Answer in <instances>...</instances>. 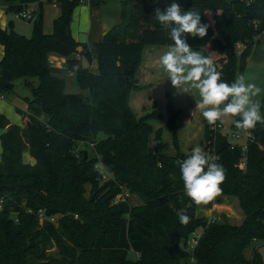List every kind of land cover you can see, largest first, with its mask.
I'll list each match as a JSON object with an SVG mask.
<instances>
[{
    "label": "trees",
    "instance_id": "16d2710c",
    "mask_svg": "<svg viewBox=\"0 0 264 264\" xmlns=\"http://www.w3.org/2000/svg\"><path fill=\"white\" fill-rule=\"evenodd\" d=\"M37 1L3 0L5 13L14 16ZM56 1L59 15L50 34L42 28L41 5L29 38L17 34L12 21L0 28V96L13 94L18 79L29 90L22 98L26 112L17 109L23 115L22 126L0 114V129H6L0 135V264H193L184 247L198 227L203 230L193 249L195 264H264L256 249L251 259L244 257L254 241H264V124L237 130L234 121L240 118L230 116L232 132L251 136L241 169L240 148L232 149L228 137L206 123L201 146L226 169L220 196L237 199L243 220L238 226L203 222L195 216L196 204L184 194L176 163L186 155L177 149L168 154V144L159 138L151 148V127L146 119L135 118L128 102L137 87L143 50L173 43L154 15L156 8L168 4L121 0V14L129 11V21L114 25L88 46L70 34L79 0ZM101 4L89 2L92 10ZM183 4L209 25L203 38L186 34L187 43L205 56L211 55L205 49L217 54L213 60L217 71L232 83L243 72L254 36L264 31V0ZM236 46L242 47L239 54ZM51 55L65 59L79 93H66V79L55 75L48 63ZM82 56L89 65L96 62L97 73L82 68ZM26 150L33 165L22 162ZM101 159L111 175L102 184L93 169ZM121 189L135 195L141 205H111ZM181 208L190 217L187 225L176 215ZM39 211L48 218L63 216L57 226L49 221L40 226ZM51 246L58 258L47 254ZM129 252L139 258L128 260Z\"/></svg>",
    "mask_w": 264,
    "mask_h": 264
},
{
    "label": "rangeland",
    "instance_id": "374dc122",
    "mask_svg": "<svg viewBox=\"0 0 264 264\" xmlns=\"http://www.w3.org/2000/svg\"><path fill=\"white\" fill-rule=\"evenodd\" d=\"M82 1L83 3H80L79 6L87 7L89 5V0ZM165 1L168 5L172 3V0ZM93 2L94 5L97 3L101 4L102 2L104 3L99 8L93 9L91 17L92 28L89 35L90 42L99 41L101 39V33L106 32L114 25H117L122 21H129V11H127L124 16L121 14V0H93ZM176 2L180 4L182 9H186L183 0H176ZM43 5L42 28L45 34H50L52 33V22L59 15V8L58 6L52 7L51 3ZM43 5H41V8ZM1 8L5 10L3 0H0V9ZM6 16L7 22L12 21L13 30L17 34L28 38L32 35L33 20L26 22L15 19L11 14H6ZM208 18L211 19V13L208 14ZM100 31L102 32L99 33ZM98 33L99 35L97 36ZM256 41H258V43H256ZM253 43L251 53L245 61L241 75L245 76L246 83H254L257 87L261 88V94L253 97V100L260 102V112L261 115L264 116V31L259 35L257 34L254 36ZM236 47L237 53L239 54L242 47ZM167 49L168 46H148L143 50L141 59L142 64H140L136 73L137 87L130 93L128 102L135 118L138 120L146 119V122L150 125L151 132L148 136V145L151 148H154L155 142L159 138L162 142L168 144V154L174 155L177 149L179 153L187 155L191 152L193 147L197 145L201 146L207 121L203 118L200 109L196 107V104H198L200 100L198 90L188 86L175 89L171 85V82L168 79V73L160 65V57L167 51ZM148 50L151 51L150 54L147 53ZM205 50L209 52V54L211 53L210 56L213 58L212 60L216 59L217 54H214L209 49ZM154 53L156 56L153 55ZM154 59L158 60L157 64L153 65L152 68H145L146 65H144V62L148 61L147 63L153 64ZM91 64L89 66L90 72L93 74L97 73L96 67H91ZM236 66H239V59H237ZM64 70L66 73L68 72L66 69ZM68 77L66 79V91L68 93H71V91L79 93L80 91L73 74H69ZM23 82V79L14 81V93L7 95L4 98V101H7L5 103L7 112H4V114L6 113V117L8 115L14 119L12 113L9 112L10 109L13 108V104L20 107L25 106L22 98L29 96V90L24 86ZM17 115L21 116L22 120V115ZM217 124H219L220 129H218ZM231 124L232 118L226 116L223 118L222 123L217 121L215 125L211 126L217 128L219 133L227 136L229 140H233L230 128ZM244 141L245 140L242 137L239 141H235V144L242 146L245 144ZM81 148L82 145L76 150V152ZM209 154L212 156L211 153ZM22 162L28 164L33 161L29 158L28 154L25 153L22 157ZM98 177L100 184L111 179L110 174L103 176L99 174ZM89 192L90 186H86V197H89ZM124 193L127 194V196H125ZM91 198L93 200L95 198L94 195H91ZM217 200L220 201L217 202ZM123 202H128L131 207L141 205L140 200L135 195H129L127 191L121 189L111 201V205H117ZM225 204H227L229 208ZM62 216L63 215L54 216V222L49 221L47 217L43 221L38 220V224L41 226L44 221H49L54 226H57L56 220ZM195 216L206 223H228L237 226L241 224L243 219V214L237 199L231 196H219L207 205L196 204ZM202 230V228L198 227L187 240L184 247L191 263L193 262V250L191 251L190 249V246H192L190 240L194 235L199 236L200 238ZM253 249L257 250L261 260L264 262V241H254L244 250V257L247 260L251 259ZM47 254L54 258L59 257L57 256L56 248L52 246L47 250ZM138 258L139 256L132 252H129L127 255L128 260L135 261Z\"/></svg>",
    "mask_w": 264,
    "mask_h": 264
},
{
    "label": "clouds",
    "instance_id": "9594fccd",
    "mask_svg": "<svg viewBox=\"0 0 264 264\" xmlns=\"http://www.w3.org/2000/svg\"><path fill=\"white\" fill-rule=\"evenodd\" d=\"M154 15L168 29L173 42L160 57V65L168 73V79L175 89L188 86L198 90L200 100L196 107L209 125H215L217 121L222 123L226 116L240 118L234 121L237 130L247 131L254 129L257 123L264 124L261 104L253 100V97L261 94V88L254 83H246L244 75L237 76L232 83L225 82L211 57L193 50L187 43L186 34L200 38L207 35L209 25L201 22L199 12L192 9L183 11L180 4L172 0L164 9L156 8ZM176 163L184 194L195 204L207 205L222 194L221 185L226 179V169L201 146L193 147ZM93 169L102 176L110 174L102 159L93 165ZM176 215L181 224L190 222L186 209H178Z\"/></svg>",
    "mask_w": 264,
    "mask_h": 264
},
{
    "label": "crops",
    "instance_id": "0c3cea01",
    "mask_svg": "<svg viewBox=\"0 0 264 264\" xmlns=\"http://www.w3.org/2000/svg\"><path fill=\"white\" fill-rule=\"evenodd\" d=\"M89 2H90V0H89ZM44 4H46V3H44ZM43 7H44V5L42 6V10H43ZM182 10L183 11H188L186 9H182ZM92 12H93V10L90 8V5H88L87 7H85V6H77V7H75L73 9V12H72V17H71V22H70V27H69L70 28V34H71L72 38L76 42L81 43V44H86L88 46L91 45L92 43L96 42V41H93V42L89 41V38H90L89 35H90L91 28H92V22H91ZM6 24H7V16H6L5 10L3 8H1L0 9V28L4 29L6 27ZM101 32L102 31H100L99 33H101ZM99 33L97 34V36L99 35ZM104 33L105 32L101 33L100 38H102ZM147 53L150 54L151 51L148 50ZM153 55L156 56L155 53ZM2 57H3V47L0 45V60L2 59ZM150 57H151V55H150ZM147 62L148 61L144 62V65H146L145 68H152L153 65L157 64L158 60L154 59V61H153L154 63L153 64H149ZM48 63L50 65V67L52 68V70L55 71L54 72L55 75L62 76L65 79H67L68 75L72 74L71 72H67V73L65 72V70H64L65 69V65H64L65 64V59L62 58V57L51 55V56L48 57ZM94 66L96 67V62L93 61L92 64H91V67H94ZM145 70H147V69H145ZM66 93H68V92L66 91ZM74 93H76V92L75 91H71V93H68V94H74ZM4 98L5 97H1L0 96V114L4 115L6 117V115H5L6 113L4 114V112H7V109H6V106H5V103L7 101H4ZM9 102H11V101H9ZM25 106L20 107V106H17V105L13 104V108H11L9 112L12 113V115L14 116V119H12L8 115L6 117V118H8V121H9L10 124L22 126L23 120H21V116L17 115V114H20V113L17 112V109H19L21 112L24 113V112H26V107ZM5 131H6V129H0V135L2 133H4ZM25 153L28 154L27 150L24 151L22 157L24 156ZM28 156H29V154H28ZM29 158H31V157L29 156ZM32 161L33 162H29L28 164L29 165H33L34 164V160L32 159ZM225 205L228 207L227 204H225Z\"/></svg>",
    "mask_w": 264,
    "mask_h": 264
},
{
    "label": "built area",
    "instance_id": "2783aa9c",
    "mask_svg": "<svg viewBox=\"0 0 264 264\" xmlns=\"http://www.w3.org/2000/svg\"><path fill=\"white\" fill-rule=\"evenodd\" d=\"M248 3H250L252 0H246ZM80 3H83L82 0H79ZM44 3H51V6L52 7H57V1L56 0H39L37 2H34V3H30V4H27L25 6L22 7V9L16 13L14 15L15 19L17 20H21V21H26V22H30L34 19L35 17V14L39 11V7L40 5H43ZM217 127L218 129H220L219 127V124H217ZM210 128L213 130V131H218L217 128H215L214 126H210ZM219 132V131H218ZM232 133V138L233 140H230V144H231V148H235V147H238L239 145L238 144H235V141H239L242 137L244 138V142L245 144L242 145V146H239L240 150H241V159H240V162H239V167L241 169H244L245 168V152H246V142L251 139V136L248 132H245V133H238V132H231ZM238 145V146H237ZM213 159L215 160V162H217V157H215V155H212ZM125 194V193H124ZM125 196H127V194H125ZM0 209H1V201H0ZM37 217H38V220L40 221H43L45 220L47 217L43 214L42 211H39L37 213ZM49 221L51 222H54L55 219L54 218H48ZM198 238L199 236H196L194 235L192 238H191V244L192 246H190V249L191 251L194 249V247L196 246L197 244V241H198Z\"/></svg>",
    "mask_w": 264,
    "mask_h": 264
},
{
    "label": "water",
    "instance_id": "95a60500",
    "mask_svg": "<svg viewBox=\"0 0 264 264\" xmlns=\"http://www.w3.org/2000/svg\"><path fill=\"white\" fill-rule=\"evenodd\" d=\"M76 50H77V52H81L82 51V48L81 47H78ZM81 65H82V68L83 69H87L90 66L89 63H88V61L86 60V58L84 56L81 57ZM86 158H87V154L85 153L84 154V159H86Z\"/></svg>",
    "mask_w": 264,
    "mask_h": 264
}]
</instances>
